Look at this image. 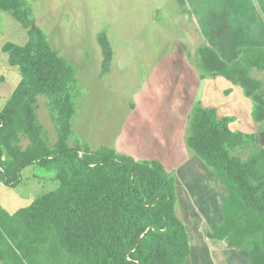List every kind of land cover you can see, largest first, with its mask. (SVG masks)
I'll use <instances>...</instances> for the list:
<instances>
[{"label":"trees","instance_id":"trees-1","mask_svg":"<svg viewBox=\"0 0 264 264\" xmlns=\"http://www.w3.org/2000/svg\"><path fill=\"white\" fill-rule=\"evenodd\" d=\"M255 1L264 15V0ZM0 12L27 33L24 44L2 47L21 79L0 108V167L8 185L33 163L52 169L58 181L57 188L13 213L0 206V264H185L189 234L175 212L174 172L157 159H135L111 147L95 149L77 139L69 145L80 93L76 67L52 47L27 0H0ZM103 47L108 62L111 50ZM235 51L228 62L203 44L194 63L248 96L264 97L261 81L252 75L264 70V45ZM39 95L46 97L55 126L52 144L36 115ZM252 117L264 120L262 103L254 105ZM232 119L195 104L185 145L226 188L221 220L206 237L244 251L250 264H264V146H256L258 133L232 130Z\"/></svg>","mask_w":264,"mask_h":264},{"label":"rangeland","instance_id":"rangeland-1","mask_svg":"<svg viewBox=\"0 0 264 264\" xmlns=\"http://www.w3.org/2000/svg\"><path fill=\"white\" fill-rule=\"evenodd\" d=\"M27 2L52 47L76 67L80 93L68 144L77 139L95 149L120 147L129 154L122 153L157 159L173 171L175 212L189 233V264H207V249L199 238H206L207 231L221 220L226 188L186 147L188 116L195 104L213 107L219 117H233L228 123L232 130L258 133L256 146L260 147L264 146V120L256 122L252 109L256 103L264 105V97L248 96L223 76L198 69L195 51L209 44L230 62L236 57V47L263 45L264 15L256 1ZM26 40L25 29L10 14L0 12V108L21 79L2 47ZM103 44L111 50L108 62ZM252 75L264 87V70L254 69ZM36 104L38 121L52 144L57 137L46 97L37 96ZM22 142L27 144V140ZM53 176L52 169L33 163L21 169L15 184L8 185L0 167V206L9 213L27 206L57 188ZM209 241L219 264H238L240 255L247 260L245 252L225 240Z\"/></svg>","mask_w":264,"mask_h":264},{"label":"crops","instance_id":"crops-1","mask_svg":"<svg viewBox=\"0 0 264 264\" xmlns=\"http://www.w3.org/2000/svg\"><path fill=\"white\" fill-rule=\"evenodd\" d=\"M261 44L264 45V43L262 42ZM116 150L119 151V152H126L128 153L127 151H125L123 148H120V147H116ZM129 154V153H128ZM131 155V154H130ZM131 156H134L135 159L138 158V156L136 155H131ZM143 159H148V158H143ZM224 199V198H223ZM189 234V233H188ZM204 238V239H203ZM200 237L199 240H200V244L201 245H204V247L207 249V253H208V259H207V264H219V261L217 259V257L215 256V254L213 253L214 250L212 249L211 245H210V241L209 239L211 238H208V237ZM226 241V240H225ZM227 242V241H226ZM228 244V243H227ZM229 246V245H228ZM231 247H234L236 248L235 246H231ZM242 251V250H241ZM244 252V251H243ZM192 253H191V249H190V254L189 256L187 257L186 261H185V264H189V262L191 261V258H192ZM247 257V255H246ZM248 260V259H247ZM246 258L244 257V259L242 258V256L240 255V258H238V264H248ZM250 264V263H249Z\"/></svg>","mask_w":264,"mask_h":264}]
</instances>
